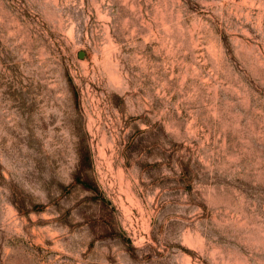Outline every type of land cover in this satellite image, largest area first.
<instances>
[{
    "label": "rangeland",
    "instance_id": "374dc122",
    "mask_svg": "<svg viewBox=\"0 0 264 264\" xmlns=\"http://www.w3.org/2000/svg\"><path fill=\"white\" fill-rule=\"evenodd\" d=\"M0 264H264V0H0Z\"/></svg>",
    "mask_w": 264,
    "mask_h": 264
}]
</instances>
